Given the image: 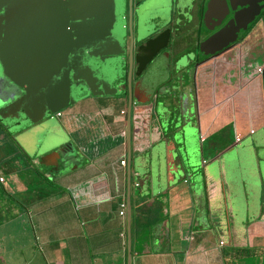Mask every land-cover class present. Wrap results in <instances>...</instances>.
<instances>
[{"label": "crops", "instance_id": "0c3cea01", "mask_svg": "<svg viewBox=\"0 0 264 264\" xmlns=\"http://www.w3.org/2000/svg\"><path fill=\"white\" fill-rule=\"evenodd\" d=\"M196 1L191 0L187 5L195 4ZM256 27L246 37L243 46L245 48L251 42L255 47L259 46L262 52L264 33H259ZM163 30L147 36L149 51L152 53L150 58L155 57L169 42V36L165 38ZM152 36L157 37L154 39ZM248 52H242L241 43L214 60L190 66V71L189 66L176 69L180 77L187 80L179 79L177 89H171L174 86L171 83L172 70L169 69L165 74L166 66H160L156 83L157 88H162L161 98H156V89L155 93L151 92L153 95L149 98V104V101L140 103L134 97V93L141 96L140 90L135 91L137 86L140 89L139 83L134 90L131 85L126 87L119 83L117 86L125 89V96L119 98L118 111H111L117 105L111 97V102H104L99 110L101 116L92 114L88 120L86 117L83 120L80 117L79 120L76 113L70 112L68 124H64L70 127L72 134H76L73 136L76 140L69 138L70 147L66 154H72L74 150L79 158L81 154L88 158L92 152L84 154L78 141L81 135L84 140H89L94 150V143L98 144L99 141L97 136L106 139V131L110 132L107 128H115L116 131H111L118 138V145L101 155H96L98 149L87 164L82 166L75 161V167L70 172L68 170L65 175L57 174L62 186L60 191L65 194V189L68 191L67 196L61 200L67 202L68 209L63 212L55 210L51 218L55 224L53 232L43 231L47 223L39 225L38 219L34 217L38 213L34 214V206H30L28 210L31 211L32 221L25 219L26 225L22 226L35 234L40 230L47 237L45 244L37 243L32 249L35 254L33 261L36 264H43V260L44 264H128L130 253V264H244L242 256H246L247 249L252 250L251 247L259 243V240L261 242L255 248H264V186L261 175L264 170V154L259 155L257 147L264 139V79L262 81L263 76L256 73L260 66L252 61L253 56L246 57ZM252 64H257L256 70ZM129 90L133 105L130 144L127 120ZM155 103L176 110V115L170 111L169 114L188 121L192 126L191 143L196 158L199 157L195 169L177 167V159L171 156L177 146L172 142L171 134L167 135L170 130L157 132L159 125L154 116ZM142 109H145V119L135 115ZM85 120L87 123L82 127ZM94 123L99 124L100 135L88 131V127ZM122 129L126 135L121 133ZM237 137L240 139L237 140ZM7 144V139H1L0 150H4ZM252 148L255 153L248 157L246 163L249 172H256L257 169L261 177L260 180L256 174V180L261 185L260 192L258 186L255 189L251 187L248 179L244 183L242 171L238 173L239 168H242L238 156L242 155V151L250 152ZM6 152L4 150L0 154L6 156ZM27 158V166L30 168L35 167V161L39 163V158L20 150L19 164L24 166L23 159ZM123 158L125 164L121 165L120 160ZM49 161L45 160L42 165L48 171L53 164V160ZM140 162L144 163L140 165ZM11 174L16 176L15 173ZM3 176L15 188L21 186L18 178L15 180L13 176V180H10L6 175ZM52 177L58 179L54 174ZM0 185V203L6 202L7 198L12 199L7 212L13 211V216H19L23 223L22 210L17 208V204L22 208L21 203L12 196L15 194ZM95 187L102 190L95 191ZM249 191L256 198V209L253 208L256 214L250 221L248 217L245 218V222L242 221V213L247 215L249 211ZM229 200L243 203V212L237 208L236 215L233 208L229 207ZM58 203L56 201L55 206ZM121 203H125L123 208ZM122 210L123 213L120 212ZM7 212L5 210L6 216L3 218L8 220ZM55 217L60 219L54 220ZM16 233L26 234V231L21 228ZM244 235L246 237L243 238ZM255 240L257 243L253 244ZM4 243L0 251H4L6 246L11 248V244L16 245V252L22 257L21 264H25L28 257L23 258L26 254L22 248L24 245H21L23 242H17L14 237ZM257 258H254L255 264H264L261 260L257 261Z\"/></svg>", "mask_w": 264, "mask_h": 264}, {"label": "water", "instance_id": "95a60500", "mask_svg": "<svg viewBox=\"0 0 264 264\" xmlns=\"http://www.w3.org/2000/svg\"><path fill=\"white\" fill-rule=\"evenodd\" d=\"M128 1L130 21L132 0ZM245 1L243 0L244 6L246 4L248 6L243 12H247V17L242 21L240 15L242 0H208L204 17L209 11L210 13L216 11V15L221 13L222 7L219 5L221 2L226 12L229 7L232 9L233 16L227 24L201 43V52L205 55L213 54L231 45L239 31L247 28L261 7L255 2V8H251L248 1ZM178 2L180 5L181 2L184 4L181 5L182 9L187 5L185 0ZM120 5L123 7L122 0H0V17L5 18L4 26L0 30V63L3 68L0 76L11 80L21 87L23 92L18 95L12 89H6L8 91L6 96L0 97V119L10 125L19 123V120L24 118L21 126L25 127L28 123L47 119L51 113L78 102L88 94L109 93L108 85L113 78L118 77L121 70V64H117L114 59L121 52L123 42L121 36L123 17ZM4 10L5 16L1 13H4ZM225 13L220 14L222 15L220 20L216 18L211 29L221 23ZM139 28L143 30V27ZM138 87L135 91L140 90L141 96L134 93V97L140 103H147L146 100L149 101L146 97L147 85L142 81L140 89ZM130 97L129 90L127 116L129 144L132 111ZM159 106L157 105L158 108ZM143 110L145 109L140 111ZM20 111L21 116L6 120ZM154 114L159 125L157 132L161 133L173 124L174 130H168L172 132V141L179 144L174 143L177 147L171 152L172 158L178 161L177 167L195 169L197 160L191 143L193 128L190 123L179 117L168 119V115L163 116L158 109ZM18 128L19 126H15L11 130L15 131ZM69 146L70 142H66L58 150L65 156V150ZM257 147L258 154L263 155L264 139ZM58 150L41 155L39 163L44 165L45 160L48 162L53 160L55 167H58V158L61 157ZM261 175L264 186V170ZM127 212L129 221V207ZM130 261L129 253L128 264Z\"/></svg>", "mask_w": 264, "mask_h": 264}, {"label": "rangeland", "instance_id": "374dc122", "mask_svg": "<svg viewBox=\"0 0 264 264\" xmlns=\"http://www.w3.org/2000/svg\"><path fill=\"white\" fill-rule=\"evenodd\" d=\"M172 1L174 3L176 2V0H168V2H169L168 7L169 8L165 11L164 15L162 14L161 11L158 12V9H160L161 6L155 7L154 8L155 11L148 7V9L151 11V14L153 13L152 17L154 15L155 18L152 19V17H151V20L149 19L147 21L148 24L143 26V30L136 32L134 29V35L138 36V40L142 41L141 39H144L148 35L157 33L161 29L165 28L168 25L169 21L175 17V15L181 17L180 13H182L184 11V10H182V6H184V4L181 2V5H182L181 6L178 2L177 5L174 6V10H173V7L171 6V5H173ZM127 2H128V0H122V4H123L122 9L123 10H124L125 5L127 6ZM185 2L189 3V2H191V0H185ZM123 10H121V12ZM179 10H181V12H178ZM144 13H147L146 9L144 10ZM184 17H185V15H184ZM148 18H149L148 16H145L146 20ZM178 21H179V18L176 19V22H178ZM124 22L125 21H123V23ZM179 23L180 22H178L177 24H179ZM256 29H258L259 33L260 32L264 33V18H262L260 24L258 23ZM183 39L175 41V44L177 43L176 46H172V43H169V44H167L166 47L162 48V51H163L162 54L158 53L159 58L152 61L151 65L149 66L148 70L143 75V77L139 78L140 81H143V83L145 85H147V87H148L149 94L146 93L148 98H150V96L153 95V93H151L152 91L155 93L156 89L158 90V94H157L156 98L159 97V100L161 98L162 88L161 89H160V87L157 88L158 82L156 83V81H157L156 80V78H157L156 73L158 71L156 72V67L157 68L160 66L163 67L162 62H165V64H166L165 74H167L169 72V69H171L173 66L172 60L169 58V56L172 57L173 59L175 57V54L173 52H171V50H172L171 48H176L175 51H177V52L180 51L179 54H181L183 52L186 53L188 50L193 49V43L194 42L190 41L186 38L188 40V46L186 47L185 42L182 41ZM169 47H171V48H169ZM256 49H257V51H256V54L253 55L254 59L252 61H256L259 64L258 66L261 67L262 65H264V51L260 52L261 48L259 46H257ZM257 53H261V54L257 55ZM165 55H167V59L163 58V56H165ZM185 59H187V58L184 57V59L182 61H179L180 63L178 62L179 65L177 67V70L184 69L187 66L186 65L187 61L185 62ZM121 67L123 68V65ZM256 67H257V64H252V68H254V70H256ZM122 68H121V71H120V74L118 75V77L116 79L113 78V80L110 82V85H108V92L109 93L101 94V95H92V96H90V94H88V96H90V97L87 96L86 99L84 98L83 100H80L77 103L70 104L68 107L63 108V110H61L62 112H60V117H56V120H49L48 122H44L41 125V128L38 129L40 132H42L45 128H47V126H46L47 124H51L48 127V129L51 130L52 128L53 129L61 128V130L63 131L62 132L63 138L59 136L56 138L57 141H55V139H49L48 141H40L37 144V148H36V145L35 146L28 145L24 142V140L22 141L19 137H15V136L13 137V134H15V131H11V129H9V131H8L7 126H5L4 122H2V121L0 123V138L5 137V135L1 134V132L4 130L5 133L8 134L7 139L11 136L15 139V140L11 141V145L13 146V152H11V154L17 153L20 155V150H24L29 156L35 157L36 159H38L41 155H43V154L53 150L54 148L60 146L61 144L63 145L66 141H69V138L74 139V141H75L76 138H73V136H75L76 134L74 132L72 134V132H70V127L68 125L64 124V123L68 124L67 118H69L68 115L70 114V112L76 113L77 114L76 116H78L79 120H80V117L82 120L86 117V119L88 120L92 116V114L93 115L97 114V116H101L100 111H101V107L104 106L103 103L105 102V104H106L108 102H111V97L114 98L116 103H117V105L113 106L111 111L115 112V111L119 110V108H120L119 98L121 95L125 96V92H124L125 89L121 88L119 85L117 86V84L119 83L118 81L122 82L123 77L126 78L125 77L126 72L124 70H122ZM190 68L191 67H189V71H190ZM262 68H263V66H262ZM256 73L259 74L260 76H263L260 73V71H257ZM172 74H173V78H172L171 83L174 86L171 87V89H177L176 86L180 82L179 79L187 82V80L184 77L183 78L180 77V72L175 71L173 68H172ZM163 76H164V74H163ZM163 76H162V78H163ZM168 79H169V77H168ZM168 79L166 80L167 82H169ZM263 79H264V76L262 78V81H263ZM136 81L137 80H135V82ZM126 87H128V83H127ZM159 89H160V91H159ZM128 94H127V96H128ZM114 99H113V101H114ZM146 101H148V100H146ZM150 102L151 101H149L148 104ZM154 107H155V109H158L159 113L163 114V116L169 115V118H175V116H172L169 114V111L175 112L174 115H176L178 113L174 109L170 110V109L166 108V106L164 104H160V106L158 108L156 103H155ZM135 110H136V108H135ZM147 112L149 113L150 110H148ZM78 113H81V115ZM121 113H123V112H121ZM52 114H53V117H55L54 113H52ZM135 115L137 117V113ZM75 120H78V119L75 118ZM87 120L83 121L82 127H84L86 125ZM168 121L170 122V120H168ZM141 122H142V120H141ZM102 124H104V123H102ZM98 125H97V123H94L93 125L89 126L88 131L92 132L93 135H100ZM176 126H178V125H176ZM104 128H105V124H104ZM113 129H114V131H116L115 128H111V129L107 128V130L110 132L108 133L106 131V135H105L106 139H104L102 136H97L99 141H98V144L94 143L95 144L94 146H96V147H94V150H93V145H91V143H89V140L87 138H86V140H84L82 135H81L80 140H78V141L80 142V146H82V150L85 151L84 154L87 155L86 154L87 152L88 153L92 152V154H90L87 158L86 156H84L83 154L80 153L81 157L77 158V162L83 166V164H87L88 162H90V157L93 154H95L98 149L99 150L96 153V155H101L102 153L107 151V149H109V148H115L118 145V138L116 139L115 136H113V135H115L111 131ZM168 129H171L173 131L174 130L173 124L169 125V127H166V130H168ZM44 132H46V131H44ZM123 132H125V130L122 129L121 133L123 134ZM125 135H126V132H125ZM167 135H170L172 137V132L168 131ZM77 138H78V136H77ZM173 143L178 144V142H176V141H174ZM195 146H196V144H195ZM7 149H8V146H5L4 150L7 151ZM4 150L1 149L0 153H2V151L4 152ZM253 152L254 151L252 148V149H250V152H247L245 150V151H242V155L238 156L237 160H240L242 162V168L238 167L239 168L238 173H240L242 171V174H244V178H243L244 183H246V181L248 179V183H250L251 187L255 189L258 186V188H259L258 192H260L261 185H260V182L258 180H256L257 179L256 174L260 180H261V177H259V174L257 173V169H255L256 172H249V169H248V166L246 163L249 159L248 157L252 156ZM198 159H199V157L196 158V160H198ZM27 161H29L28 158L23 159V164H24L23 167L19 164V161H17V166L19 165L20 168H17L16 173H15L16 176H14L13 174H5L8 178H10V180H13V176H14L15 180L19 179V181H21V182H19L21 184V186L15 188L13 186V184L10 185L6 179H4V181H2V183H1L2 185L5 186L6 189L9 190V192H11L12 194H15L12 196H14L15 200H18L21 203L22 208L17 203L16 204L18 206L17 208H19V211L22 210L21 211V213H22L21 217L24 219V222L22 223V221L19 220V218H20L19 216L14 217L13 211L7 212L8 210H10L9 206L11 205L12 199L7 198L6 202L4 201V203H2V204L0 203V247L4 246V244H5L4 241H8L9 239L15 237L17 239V242H23V243H21V245H24V246H22V248L26 252V254L23 255V258L28 257V260L25 262V264H36V262L33 261V256H35V254L33 255L32 249L35 248L37 243H39L40 245H41V243L45 244L47 242V237H45L43 232H40V230L38 231L39 233L36 232V234H35L34 231L22 226V224L26 225L25 219H27L26 221H29V220H30V222L32 221L31 220V217H32L31 211L28 209H30V206H32V205L34 206L33 207L34 214L38 213L34 216L38 219V224L40 225L41 223H47V225H45L43 227L46 230H43V231H47L48 233H51V232H53L54 227H55V224L52 223L53 220L51 219V218H53L55 210L63 212V210L68 209L67 208V202H61L62 198L64 196L65 197L67 196L68 191L65 189L67 194H65V192L62 193L60 191V189H62L60 177L58 178L56 175V177L58 179H56L55 177L53 178L51 173L48 174L49 171H48V169H46L45 166H42V165L39 166L38 163H35V165H34L35 167L30 168L27 166ZM250 161H252V157L250 158ZM142 163H144V162H140V165ZM198 163L201 164V162H198ZM240 165H241V163H240ZM74 167H75V164L71 165L70 169L62 170V172H63L62 175H65V173L68 172L67 170H69V172H70ZM233 170H234V172L237 173L235 168H233ZM37 172H38V174H37ZM39 173L41 175H39ZM37 175H39V176L36 177ZM237 180L238 179L232 180V181H237ZM62 183H64V182H62ZM8 185H10V186H8ZM0 189H1V185H0ZM92 190H93V188H92ZM98 190L101 191L102 189L95 187V191H98ZM249 192H248L249 211L247 213L248 216L246 215V213H242V221H245V222H247V220L245 218L248 217V221H250L251 217H254L256 214V211H255V209H256V204H255L256 198L254 199L253 195L251 194V191H249ZM47 193H48V195H47ZM43 194H45V195H43ZM96 194H99V192ZM48 201L52 204H49ZM56 201L59 202L58 203L59 205H57V206H55ZM35 202H37V203H35ZM228 203H229V207L233 208V211L236 215H237V212H236L237 208H241L240 211L243 212V210H244V204L243 203L242 204L240 202L234 203L233 200H229ZM12 205H15V203ZM7 207H8V209H7ZM56 208H58V209H56ZM253 208H255V209H253ZM5 210H6L8 215L9 214L12 215L11 217L7 215L8 220L6 218H3L4 216H6L4 214ZM40 212H42V213H40ZM62 212H61V215L63 216ZM56 218H58V217H55L54 220ZM59 219L60 218H58V220ZM237 221H238V219H237ZM21 228H23L26 231V234L16 233ZM36 231H37V228H36ZM244 237H246V236L244 235L243 238ZM58 240H60V239H58ZM54 241H57V239ZM243 242L246 243V241H243ZM260 242L261 241L259 240V243ZM252 243L255 244L257 242L255 240V242H252ZM259 243H257L256 245H258ZM256 245L251 247L252 250H255L258 252V253L254 254V257L255 258L258 257L257 261L261 260L264 262V248H260V249L255 248V247H257ZM10 246H11V248L6 246V249L4 250L5 252L0 251V264H21L20 260L22 257L20 255H18V252H16V245L11 244ZM253 259H251V260H253ZM251 260H250V262H251ZM44 263H45V261L43 260V264Z\"/></svg>", "mask_w": 264, "mask_h": 264}, {"label": "flooded vegetation", "instance_id": "af4514ba", "mask_svg": "<svg viewBox=\"0 0 264 264\" xmlns=\"http://www.w3.org/2000/svg\"><path fill=\"white\" fill-rule=\"evenodd\" d=\"M178 1L179 0H176L175 3L172 1L173 5H171V6L173 7V10H174V6L177 5ZM246 1H248V4L251 8H253V7L255 8L254 4H256V3L259 4L261 7L260 11L258 12V14H256L254 19L248 24V26L245 30L241 29L239 31L236 40L231 45L223 47L221 50H219L213 54L205 55L203 52H201L200 45L206 38H208L210 35L215 33L217 30H219L221 27H223L225 24H227L229 22V20L233 16L232 9L229 7L228 11L226 12V9L223 7L222 2L219 3V5H221V7H222V8H220V12L223 14L226 12L225 13L226 15L222 19L221 23L218 26H215L213 29H211V26L214 25L216 18H218L220 20L222 18V15H220L221 13H218L216 15V11L211 12V13L209 11V13H207V16L204 17L208 0H200V1L197 0L195 4L193 2V3L186 6L185 10L182 13H180L181 17L175 15V17L169 21L168 25L165 28H163L164 30L162 31L163 36H165V38L169 36V42L167 44L172 43V46H176L177 43L175 44V41L183 39V38L184 39L182 41L185 42L186 47L188 46V40L193 41L194 43H193V49H190L186 53L183 52L181 54H179L180 51L179 52L175 51L176 48L169 47L172 49L171 52H173L175 54L174 59L171 58L172 65H173L172 68L176 71V69L179 65L178 62L182 61L184 59V57L187 58V59H185V62L187 61L186 65L187 66L189 65V67L197 65L200 62H207L209 60H214V58H216L218 55L224 53L226 50H229L232 47H234L238 44H241V43H242V52H243V50H249L246 57H248L249 55H250V57L255 55L257 49L253 45V43H251V42L247 43V47H245V48L243 46V43H245L244 41H245L246 37L250 33L252 34V30L258 25V23L260 24L262 18H264V0L260 3H259V1H261V0H246ZM119 4H121V3H119ZM129 5L130 4L128 1L127 6L125 5V7H124V10L122 9V6L120 5L121 10H123L122 11L123 21H125L123 23V29H122V34H121L123 42L121 45V48H122L121 52L118 53V56H116L114 59L116 60L117 64H119V65L121 64V66L123 65V68L122 67L121 68H122V70H124L126 72V76H125L126 78L123 77L122 82H120V81H118V82L120 84H123V86H126L128 83V87H129V83H130L131 89L134 90L135 89L134 86H136L137 83H139V85L141 86L142 81H140L139 78L143 77V75L148 70L149 66L151 65L152 61L159 58L158 53H156L155 57L150 58V55H152V53H150V51H149V43L150 42L147 41V39L149 37H146L144 39V41H138V36L134 35V29L136 32L140 31L139 27L145 26L146 24H148L147 21L149 19L151 20L153 13L151 14V11L148 9V7L155 11V9H154L155 7L161 6L160 9H158V12L161 11L162 14L164 15L165 11L169 8L168 7L169 2H168V0H132L131 1L132 15L130 17V21H129V8H130ZM240 5H241V3H240ZM246 6H248V5L246 4L244 6L243 0H242V11H240L241 12L240 15L242 16V21L246 20L245 18L247 17V12L246 13L243 12V10L246 9L245 8ZM145 9L147 10V13H144ZM178 12H181V10H179ZM1 13H2V15L5 16L6 12L4 10V13L3 12H1ZM184 15H185V17H184ZM145 16H148L149 18L146 20ZM154 18L155 17L153 15L152 19H154ZM177 18H179V21H178V22H180L179 24H177L178 22H176ZM4 23H5V18L1 16L0 17V30H1L2 26H4ZM3 33H4V30H3ZM152 37H154V36H152ZM156 37H154V39ZM160 38H162V37L160 36ZM208 49H210V48H208ZM162 52L163 51L161 50L159 53L162 54ZM163 58L167 59L166 56H163ZM242 62H243V60H242ZM162 63L164 66H166L165 62H162ZM262 66H263V68H262ZM262 66H261V68H262L261 73H262V71L264 72V65H262ZM158 68H160V67H158ZM158 68L156 67V72L157 71L159 72ZM172 68H171V70H172ZM2 71H3V68H2L1 63H0V74H2ZM262 75L264 76V74H262ZM135 80H137V81L135 82ZM6 89H12L13 91L17 92L18 95H21L23 93L21 87L17 86L13 82H11V80H9L8 78L0 76V97L4 98L6 96V94L8 93V91H6ZM90 96H92V95H90ZM90 96H88V97H90ZM132 96H133V94H132ZM131 110H132L131 111V120H132V118H133L132 117L133 116V105H132V103H131ZM142 112L144 113L145 110L137 112L138 118L139 117L144 118V114ZM56 114H57V112L54 113V116H56ZM17 115L21 116V111L18 113L12 114V116L7 117L6 120H8V121L13 120V119H15V116H17ZM56 117H53V114L51 113L47 119L37 121L34 123H28L27 126H25V127L21 126L22 122L24 121V118L20 119L19 123L17 122V123H13L10 125H8L7 123H4V125L7 126L8 131H9V129H11L15 126H19V128L17 130H15V134H13V137L14 136L19 137L22 141L24 140V142L26 144L31 145V146L36 145V148H37V144L40 141H48L49 139H55V141H57L56 138L59 136L63 138V133H62L63 131L61 130V128L53 129L51 127L52 129L49 130L48 129L49 124L46 125L47 128H45L42 132H40L38 130L39 128H41V125L44 122L49 121L48 119L56 120ZM1 121L3 122L2 119H0V123H1ZM44 131H46V132H44ZM1 134L5 135V137H1L0 140L1 139H7L8 134L5 133L4 130L1 132ZM13 137L11 136L12 139H14ZM66 142H69V141H66ZM66 142L64 144H66ZM4 143H5V141L3 140V144ZM61 145L54 148L53 150H58V148L61 147ZM53 150H51V151H53ZM68 150L69 149H67L65 151H68ZM58 151L61 154V157L58 159V167L54 168L55 165L53 163L52 166L49 168L50 172H48V174L51 173L52 175L53 174L57 175L59 173H63L62 170L70 169L71 165L75 164V161H77L78 155H77L76 151L72 150V154H66L65 156H63V153L60 150H58ZM35 162L38 163V161H35ZM34 165H35V163H34ZM38 165H39V163H38Z\"/></svg>", "mask_w": 264, "mask_h": 264}, {"label": "trees", "instance_id": "16d2710c", "mask_svg": "<svg viewBox=\"0 0 264 264\" xmlns=\"http://www.w3.org/2000/svg\"><path fill=\"white\" fill-rule=\"evenodd\" d=\"M12 140H14V139H12L11 137H9L7 139L8 149L6 152V156L4 154L0 155V176L3 177L4 179H5V177L3 176V174L5 175V174L16 173L17 168H20V166H17V161L20 160V155L17 156L15 154H11V152H13V146L11 145ZM28 163H29V161H28ZM38 172H37V174H38ZM39 175H41V174L39 173ZM39 175H37L36 177H38ZM0 183H2V181H0ZM245 254H246V256H242V258H243L242 260L245 259L243 261L244 264H255V262H254L255 260L253 259V258H255L254 257L255 251L247 249L245 251ZM251 259H253V260H251ZM250 260H251V262H250Z\"/></svg>", "mask_w": 264, "mask_h": 264}, {"label": "built area", "instance_id": "2783aa9c", "mask_svg": "<svg viewBox=\"0 0 264 264\" xmlns=\"http://www.w3.org/2000/svg\"><path fill=\"white\" fill-rule=\"evenodd\" d=\"M261 67H258V71H260L261 72ZM58 114H60V113H58ZM252 131V130H251ZM123 135H125V132H123ZM240 138L239 137H237V140H239ZM120 164L121 165H124L125 164V158H123V159H121L120 160ZM0 181H4V178L3 177H1L0 176ZM124 205H125V203H121V206H122V208L124 207ZM121 213H123V210L122 211H120Z\"/></svg>", "mask_w": 264, "mask_h": 264}, {"label": "clouds", "instance_id": "9594fccd", "mask_svg": "<svg viewBox=\"0 0 264 264\" xmlns=\"http://www.w3.org/2000/svg\"><path fill=\"white\" fill-rule=\"evenodd\" d=\"M260 73H261V72H260ZM60 111H61V110L57 111V114H56L57 117L60 115V114H58V113H60Z\"/></svg>", "mask_w": 264, "mask_h": 264}]
</instances>
